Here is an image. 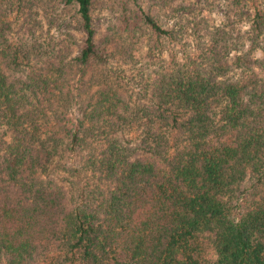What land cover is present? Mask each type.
Here are the masks:
<instances>
[{
  "label": "trees",
  "instance_id": "trees-1",
  "mask_svg": "<svg viewBox=\"0 0 264 264\" xmlns=\"http://www.w3.org/2000/svg\"><path fill=\"white\" fill-rule=\"evenodd\" d=\"M93 1L66 0L87 35L83 66L104 61ZM140 18L153 40L138 97L99 94L86 127L71 117L73 62L58 43L36 27L10 41L0 27V125L14 130L0 139V264H264V58L230 61L222 30L191 47ZM120 33L138 43L134 27ZM263 33L257 12L252 41ZM134 43L120 54L132 59ZM143 121L147 133L126 138ZM83 132L98 140L97 185L78 202L46 164L83 146Z\"/></svg>",
  "mask_w": 264,
  "mask_h": 264
},
{
  "label": "rangeland",
  "instance_id": "rangeland-1",
  "mask_svg": "<svg viewBox=\"0 0 264 264\" xmlns=\"http://www.w3.org/2000/svg\"><path fill=\"white\" fill-rule=\"evenodd\" d=\"M142 12L154 17L164 28L174 30L182 45L195 47L206 43L212 33L222 30L229 34L233 44L230 61L248 51L256 60L264 58V33L254 42L251 34L256 13H264V0H94L92 25L96 47L104 61H91L87 66L77 60L86 46L87 35L77 6L68 5L66 0H0V27H12L10 36L6 32L10 41L22 32V27H36L43 39L58 43L57 48L73 62L72 87L78 102L70 110L71 117L75 125L83 122L86 127L99 94L108 92L114 99L133 97L132 101L138 97L135 86L139 82L138 70L146 63L145 56L153 40L145 31L147 26L141 22ZM124 27L136 29L139 34L137 44L127 34L120 33ZM3 40L0 43H5ZM132 43L135 44L133 58L121 55L122 47L127 44L132 46ZM0 47L3 49L2 45ZM171 47L173 44L162 41L161 48L168 50ZM167 56L165 52L163 58ZM145 123L143 121L137 132L126 138L144 136L148 126ZM13 133L12 128L0 125L2 141L10 142ZM84 134L83 146L61 154L48 153L46 164V175L58 180L71 198L78 202L83 200L84 195L87 197L95 191L97 185L87 163L97 152L98 140Z\"/></svg>",
  "mask_w": 264,
  "mask_h": 264
}]
</instances>
